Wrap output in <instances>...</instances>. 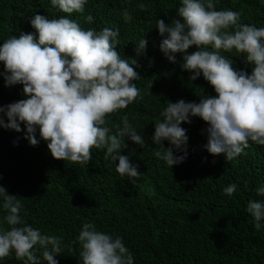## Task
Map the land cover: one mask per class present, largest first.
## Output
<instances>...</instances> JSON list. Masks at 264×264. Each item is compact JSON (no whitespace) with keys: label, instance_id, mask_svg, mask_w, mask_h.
Masks as SVG:
<instances>
[{"label":"trees","instance_id":"obj_1","mask_svg":"<svg viewBox=\"0 0 264 264\" xmlns=\"http://www.w3.org/2000/svg\"><path fill=\"white\" fill-rule=\"evenodd\" d=\"M217 10L239 12V23L264 27V0H214ZM145 8L141 10L139 5ZM181 0H88L83 13H63L51 0H0V46L20 33H35L30 21L35 15L49 19L65 16L84 29L104 27L118 30L117 51L122 59L138 62L136 71L142 77L135 81L141 97L126 109L107 117L108 127L115 134L122 126V117L145 140L144 147L125 137L127 147L121 154L139 167L141 176L135 183L115 171V163L105 158L106 149H92L88 164H74L54 159L46 141L39 136L37 146L21 132L0 128V185L22 203L21 217L25 224L42 234L62 238L58 264H83L77 241L84 223H92L98 231L119 236L133 256L134 264H264V220L260 227L247 212L248 202H264L256 189L264 186V146L253 142L231 161L223 155H211L207 143L206 122L191 117L183 123L188 142L181 150L167 140L175 156L187 153L183 162L168 167L154 155L159 146L152 141L154 123L162 120L167 101L199 103L207 95H215L213 87L201 74L182 69L184 53H176L170 62L160 50L165 36L156 28L157 20L170 23L177 18ZM132 20L125 22L123 12ZM91 15L89 23L85 18ZM146 49L137 56L141 39ZM198 50L191 46L187 53ZM232 59L237 71L249 75L252 65L243 54L221 52ZM0 62V72H3ZM152 86V87H151ZM151 88V89H150ZM23 86H5L0 76V106L24 99ZM5 123L7 117L4 116ZM235 183L236 191L228 196L225 187ZM7 213L0 200V224ZM75 241V243H74ZM40 264L42 249L34 247ZM0 264H24L14 252L0 259Z\"/></svg>","mask_w":264,"mask_h":264},{"label":"clouds","instance_id":"obj_2","mask_svg":"<svg viewBox=\"0 0 264 264\" xmlns=\"http://www.w3.org/2000/svg\"><path fill=\"white\" fill-rule=\"evenodd\" d=\"M88 0H51L53 7L63 13H83ZM143 10L145 6L139 5ZM240 13L217 10L214 0H181L177 18L170 23L157 20L156 28L165 36L160 50L170 61L176 62V53H184L182 69L194 73L195 81L203 78L213 87L215 95H207L199 103L167 101L161 112L162 120L155 121L152 141L159 146L154 155L168 167L178 165L186 158L175 156L173 148H166L167 140L177 150L187 145V130L181 125L199 117L208 125L206 150L213 156L223 155L231 161L246 154L250 141L264 146V27L239 23ZM125 22L132 16L125 10ZM89 23L93 17L85 18ZM35 33H20L0 46L5 86L22 85L24 99L0 106V128L21 132L26 128L25 139L37 146V128L52 157L74 164H88L92 149H106L105 158L115 163V171L135 183L141 176L137 165L121 154L125 137L144 147L145 140L122 117V126L115 134L108 127L107 117L126 109L141 97L135 81L142 77L133 67L139 66L135 58L122 59L117 46L120 33L104 27L84 29L65 16L49 19L35 15L30 21ZM147 41L141 39L135 51L137 56L146 49ZM195 46L198 50L187 53ZM243 54L252 65L249 75L237 71L230 58L221 52ZM152 87V86H151ZM151 89V88H150ZM4 116L7 117L5 123ZM2 178V176H0ZM237 189L235 183L225 187L231 196ZM264 196V186L256 189ZM2 209L7 214L0 224V259L14 252L24 264H40L34 247L42 249L47 264H58L55 257L62 252V238L42 234L24 223L20 213L22 203L16 195L8 194L0 185ZM247 212L257 222L264 220V202L249 201ZM83 264H134L129 249L119 236L96 229L84 223L77 237ZM75 243V241H74Z\"/></svg>","mask_w":264,"mask_h":264}]
</instances>
